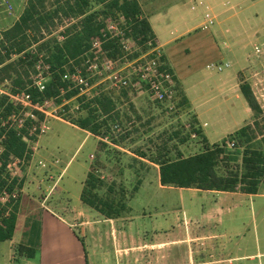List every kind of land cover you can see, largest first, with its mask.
<instances>
[{"label": "rangeland", "instance_id": "rangeland-1", "mask_svg": "<svg viewBox=\"0 0 264 264\" xmlns=\"http://www.w3.org/2000/svg\"><path fill=\"white\" fill-rule=\"evenodd\" d=\"M176 1L179 0H158L155 5L157 8H167ZM183 3H186L183 6L185 14L194 15L197 17L196 23H201L204 18L202 7L194 0H186ZM192 6L196 7L195 11L191 10ZM252 10L257 11L259 16L249 18L250 14H248L249 17L225 18L223 16L222 18L224 19L222 29L231 30L232 35L225 39L232 46L231 48L236 50L235 57L223 46L224 39L221 37L218 39L225 56L222 62L231 63V68L228 70L239 71L241 57H237L238 55H243L244 60L249 58L244 77L254 81L255 95L264 111V2ZM16 13L15 10L2 15L0 34L6 28L7 20H13ZM68 24L69 21L66 20L54 31V35L60 40H62L60 32ZM218 24L219 19L208 31L199 30V33L210 34L219 28ZM254 31L258 34L256 37L248 36ZM128 46L130 50H133L130 55H127L129 60L135 53H141L143 50L142 45L132 39ZM211 62L220 64L221 61L201 58L199 64L206 66ZM111 93L117 97V103L119 102L121 108L118 114L111 116L108 123L118 124L120 131L116 129L114 132L109 126L110 130L106 134L109 136V141L114 140L113 142H117L120 148L105 145L103 147L105 149L100 153L98 148L101 147L102 141L98 139L99 136L88 131L91 133L89 135L79 126V128L75 127L77 125L72 122L70 123L73 125H70L57 119H49L50 130L30 143L32 149L30 159H24L21 164L13 167L17 170L14 178H18L17 188L20 195L22 194L18 208L15 209L18 221L17 236H23L24 230L28 235L29 220L38 215L39 207L50 191L48 205L69 204L76 209L81 208L82 199L80 198L85 182L88 174L92 173L104 181V185L100 188L101 196L125 206L133 203L134 214L140 213L143 209L153 213L161 209L160 200H164L162 202L166 210L163 214L165 219L163 231L159 223L161 218L158 222L155 218L136 222L140 228L147 223H150V227L156 226L149 228V233L145 234V237L150 240L156 235L167 241L182 240V245L168 247L165 250V264H264V256L262 258L256 256L254 258L257 259L254 261L250 260L251 257L239 258L264 252V205H260L259 200L253 204L251 199L246 198L240 207H235L231 212L225 211L211 220L197 221L195 217L197 210L189 204V200H194L190 196H198V194L179 191L166 193V191H159L155 186V176L158 174L156 167L151 163H154V159H158L160 153L168 151V157L174 159L177 157V151L186 156L197 152L196 148L189 143L191 139L186 127L189 123L188 115L181 110L171 114L165 105L153 102L147 93L139 94L132 88ZM78 102V99H74L71 106H75ZM85 104L83 103L82 107ZM81 110L75 113L69 112L70 120L86 116V112ZM251 122L254 123V118ZM260 125L263 126V120H260ZM103 130L106 131V128ZM228 152L232 154L233 163L220 162L218 169L222 174L230 170L237 171L241 166V156L233 150ZM144 178H147L148 183H145L142 188L140 183ZM136 187H140L141 190L132 200ZM201 197V199L213 198L206 193H202ZM175 198H180L182 201L178 208L171 210L172 201L174 202ZM203 205L206 206V203ZM127 212L128 210L118 207L113 214L117 221L124 224L131 220V214ZM109 230L110 227L102 230L106 242L109 241ZM195 235H198L199 239L190 240V236ZM138 237L140 239L142 236L138 235ZM137 242L139 240L134 237L133 243L137 244ZM20 246L21 244L17 246L18 250ZM136 255L133 256L132 264L159 263L157 256L148 258L141 254ZM8 256L9 243H1L2 264L8 261ZM103 256L105 255L100 252L97 257L92 258L91 264H117L115 258L108 259ZM160 264H163V260Z\"/></svg>", "mask_w": 264, "mask_h": 264}, {"label": "crops", "instance_id": "crops-1", "mask_svg": "<svg viewBox=\"0 0 264 264\" xmlns=\"http://www.w3.org/2000/svg\"><path fill=\"white\" fill-rule=\"evenodd\" d=\"M6 1L13 6V11L15 12L16 10L17 13L14 15L13 20H7L5 30L19 19L28 0ZM138 1L143 11L142 17L150 23L155 41L162 48L168 64L176 77L179 111L181 110L188 115L189 122L191 124L194 122V126L192 124L194 131L196 133L199 132L196 139L190 136L191 140L189 143L197 150L192 155L204 151L206 145L211 147L216 144L222 145L236 131L251 124L253 112L240 88L241 78H245L244 76L246 75L245 69L249 58L244 60L242 59L243 55H238L237 57H241L239 58L241 63L239 71L228 70L231 68V63L222 62L225 56L218 37L224 39L223 46L235 57L236 50L232 49V46L225 39L230 36L231 30L229 28L224 30L221 26L224 20L222 19L223 16L225 18H242L250 14L249 18L257 17L259 13L252 10V8L256 9L264 0H194L202 7L204 18L199 24L196 23L197 17L192 14L190 16L185 14L186 11L183 6L186 3L183 2H186V0L176 1L167 8H157L155 4L158 0ZM247 8L250 9L247 10ZM191 10L195 11L196 7L192 6ZM4 14L5 12L1 14V17ZM217 19H219L218 29L210 34L199 33V30L208 31L216 23ZM256 35L258 34L255 31L248 34L251 37H256ZM211 57L214 60L221 61L220 64H215L214 62L208 63L206 66L199 64L201 58L212 59ZM215 66H220L222 70H218ZM225 70L226 72L224 73ZM245 80L250 83L255 93L254 81L246 78ZM113 97L115 104L118 105L117 97L114 95ZM119 108L121 107L118 105L110 114L104 115L105 118L118 114ZM67 124L73 125L71 123ZM116 125L118 124L109 125L114 132ZM75 127L79 128L78 126ZM85 131L88 132L87 130ZM88 134L90 135L91 133L88 132ZM98 139L102 141L100 142L101 147L99 146L100 148H98L100 153L105 149L103 148L105 145H108L107 147L120 148L117 142H113L114 140L110 139L109 141V136H99ZM239 149L242 150L241 148ZM233 151L239 153L238 149ZM178 153L181 152L177 151ZM183 156L188 157L186 155ZM230 161L232 162L233 160L230 159ZM240 162L242 163V156ZM151 164L157 169L158 176H155V186L159 191L198 194V196H190L194 200H189V204L197 210L195 213L197 221L202 219L211 220L225 211L231 212L235 207H240L246 198L251 199L253 204H256L259 200V204L264 205V179L256 194L243 193L240 190L226 192L193 188L182 189L163 186L160 181L159 166L155 163ZM145 183H148L147 178L142 179L140 183L142 188ZM140 190V187H138L132 200L138 195ZM50 192L45 195L39 207L38 215L29 220L27 225L28 235L27 231L24 230L23 236H17L18 221L16 218L13 239L0 242V245L1 243H9L8 261L3 264H91L92 258L97 257L100 252L105 255L103 256L105 258H115L117 264H128V262L132 264L135 254H137L136 256L141 254V256H147L148 258L157 256L158 264L162 260L163 264H165V250L168 247L182 245L181 239L167 241L160 239L157 235L150 240V238L145 237V234L149 233V228H155L156 226L150 227V223H147L143 228H140L136 222L152 218L157 219L158 222L159 218H161L159 223L162 227H159L163 231L165 228L163 214H165L166 210V206L163 203L164 200H162L163 202L160 200L161 209H157L153 213L143 209L140 213L134 214L133 203L126 206L127 213L131 214V220L121 224L115 217L109 218L105 214L104 216L100 211L90 208L88 205L87 207L81 200V208L79 209L69 204L61 206L48 205ZM202 193L210 194L213 198L201 199ZM21 197L22 194L19 200ZM80 199H82V196ZM180 201L182 199L175 198V201H172L171 210L178 208L179 204H181ZM18 203L15 205L12 214H17L15 209L17 210ZM204 203H206V206L203 205ZM31 213H33L32 210ZM107 227H110L108 242L104 240L105 236L102 233V230ZM138 235L142 237L139 239ZM133 236L136 240H139L137 244L133 243ZM198 239V235L190 236V240L195 241ZM19 244L21 246H34L36 248L34 256L29 257L19 254L17 251ZM191 244L195 243L191 242ZM256 256H261L262 258L264 252L239 258L251 257L250 260L254 261L257 259L254 258ZM0 264H2L1 261Z\"/></svg>", "mask_w": 264, "mask_h": 264}, {"label": "trees", "instance_id": "trees-1", "mask_svg": "<svg viewBox=\"0 0 264 264\" xmlns=\"http://www.w3.org/2000/svg\"><path fill=\"white\" fill-rule=\"evenodd\" d=\"M142 15L138 0H28L19 19L0 34V89H7L11 93L28 89L35 102L44 96H59L68 86L63 80V75L67 70L74 71L76 66H82L94 38L99 37L104 41L103 47L109 58L116 60L126 54L120 37L111 38L106 31L107 20L119 21L120 16H123L127 22L123 27L125 37L133 39L143 47L148 40L155 39L150 23ZM66 20L69 24L60 32V40L54 35V31ZM41 55L44 62L50 66L51 72L44 94L29 87L31 75L36 71ZM139 55L137 52L130 59ZM162 60L166 63L165 68L173 72L165 55ZM240 88L253 112V125H246L236 131L222 145H206L204 151L195 155L184 157L182 153H178L173 159L168 157V151L160 153L158 159L153 162L159 166L163 186L226 192L240 190L248 194L258 192L264 179V111L252 86L245 78H241ZM77 93L68 92L66 97L72 99ZM113 95L107 93L95 101L86 103L81 108L82 112H86V116L70 122L97 136H107L111 117H102L110 114L119 105L115 104ZM77 99L82 101V98ZM61 101L58 100L59 103ZM13 111H18V108L9 100L8 95L0 93V136L5 137V150L0 153V191L4 187L11 191L17 187L18 178L9 183L11 176L8 167L11 158L30 159L32 153L30 144L24 139V134H28L26 129L20 134L19 130L7 124L3 125ZM39 115L42 119V114ZM260 120H263L262 127ZM192 124L194 126V122ZM27 125H31L30 121ZM103 128H106V131ZM32 139L35 140L36 137L32 136ZM232 140L236 141L239 150L237 153L242 156V163L237 171L230 170L222 174L218 168L220 162H231L232 154L225 146ZM103 185V180L89 173L82 201L111 218L118 207L125 209L126 206L101 196L100 188ZM137 189L138 187L135 191ZM16 218V215L12 214L0 224V242L13 239ZM17 251L21 255L33 257L36 248L22 245Z\"/></svg>", "mask_w": 264, "mask_h": 264}, {"label": "built area", "instance_id": "built-area-1", "mask_svg": "<svg viewBox=\"0 0 264 264\" xmlns=\"http://www.w3.org/2000/svg\"><path fill=\"white\" fill-rule=\"evenodd\" d=\"M12 11L13 6L8 1L0 0V17L2 13H11ZM105 24L106 31L111 38L120 37L126 52L123 57L116 60L109 58L103 47L104 41L97 37L91 41L90 50L85 54L82 66H76L74 71L67 70L63 75V80L67 82L68 86L61 91L59 96L55 98L44 96L40 101L35 102L28 89L17 93L0 89V93L8 95L9 100L18 108V111H13L8 116L3 125L7 124L19 130L20 134L22 130L26 129L28 134H24V139L30 144L33 141L32 136H42L50 130L49 119L70 123L68 113L80 111L83 103L95 101L104 94L128 88L134 89L139 94L147 93L153 102L165 105L171 114L179 112L177 80L174 73L165 68L166 63L162 60L163 50L157 45L155 39L148 40L144 47L142 46L143 50L140 55L129 60L127 55H130L133 50H130L131 48L128 46L131 38L125 37L123 27L127 24L126 19L120 16L119 21L107 20ZM42 57L41 55L36 65V71L31 75L29 87L36 88L44 94L51 72L50 66L44 62ZM215 68L222 70L220 66H215ZM71 91L78 93L72 99H67L66 94ZM77 98H82V101L71 106L72 101ZM59 99L62 100L60 103ZM39 114H42V119ZM103 117L105 118V116ZM28 121L31 124L29 126L27 125ZM186 127L193 139L198 138L190 122ZM115 129L120 131L119 125H116ZM4 138V136H0V153L5 150ZM225 148L227 151L237 149L236 141H230ZM23 160L11 158L8 167L11 176L9 183L17 175V170L13 167L21 164ZM19 198L20 192L17 187L12 191L8 187H4L0 191V224L11 216Z\"/></svg>", "mask_w": 264, "mask_h": 264}]
</instances>
